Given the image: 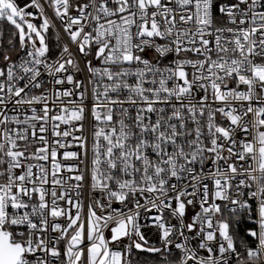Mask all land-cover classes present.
<instances>
[{"label": "snow or ice", "instance_id": "1", "mask_svg": "<svg viewBox=\"0 0 264 264\" xmlns=\"http://www.w3.org/2000/svg\"><path fill=\"white\" fill-rule=\"evenodd\" d=\"M0 264H264V0H0Z\"/></svg>", "mask_w": 264, "mask_h": 264}]
</instances>
